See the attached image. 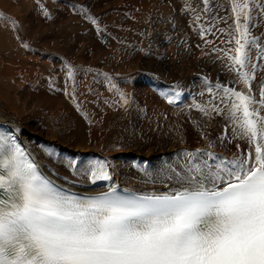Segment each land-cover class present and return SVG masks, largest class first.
I'll return each mask as SVG.
<instances>
[{"label": "bare ground", "instance_id": "obj_1", "mask_svg": "<svg viewBox=\"0 0 264 264\" xmlns=\"http://www.w3.org/2000/svg\"><path fill=\"white\" fill-rule=\"evenodd\" d=\"M139 1L141 2V4H144L142 0ZM208 1L210 2L205 3L204 0H179L177 4L180 14V21H178L180 25L178 30L179 32H181V37L179 39V35L177 36V38L174 37L173 40L178 47L181 41L185 40V34L181 29L182 25L184 24L183 12L185 11V13H187L185 16L192 17L195 16L193 15V9H197V12L204 10L202 11V16L206 19V8L209 10L211 7L212 9H214L215 7H217L218 10L220 9L215 0ZM245 1L246 0H240V6L242 7L241 9H243L244 11L246 10L244 7ZM247 1L253 4L257 2V0ZM223 2L224 0H220V3L222 5ZM251 8L252 7H250L249 9ZM165 12L167 13V10ZM263 12L264 9H262V13ZM143 13L146 14L145 12ZM144 14L142 15L144 16ZM158 17L160 18L161 16ZM135 18H138V16ZM209 19L210 23H207L205 25L207 26V28L203 30L204 33H198V36H192L189 41H186L187 39L185 40V45H189V48L191 47V50L189 49V51L187 52L193 55V57L191 58L188 56V53L186 54L192 60V62H189L187 65L182 64L178 68L175 63L177 59L180 58L179 51L175 52L177 53V55L175 56H172L171 52H167L165 56L160 57V55H157L155 53L156 51H153L152 55L148 54L146 56L145 53L147 54V51L151 52L148 47L147 50L144 51L145 53H143V62H141H145V57L150 58V61L148 62L149 64L146 65L145 71H154L168 82H171L170 80H175V78L177 77L175 76V73L179 71V78L185 89L187 90L188 87L192 85L194 90L196 91L195 99L200 100L202 102V105L206 107L207 110H209L211 115H209V117L207 118L208 122H210L209 125L217 122L225 124L227 123V117L228 121L230 122L236 118L240 119L244 132L250 131L249 133L253 135V127L256 121L255 118H252L251 120L248 118H243L245 114L243 104H245L249 99L243 98V96L238 95H236L237 97L232 96L230 98V93L220 88V85L223 83L221 81L218 82V80H215V76L217 75V73L221 74L224 81L228 80L233 85L237 86V83H239V79H243V76H239L240 78H235L232 76L235 70L241 69L239 68L240 63L237 60V57L239 56V50H241V45L238 44V40L235 35L234 20L228 18V24L230 26L227 28V26L224 25V28L221 29L219 33L217 32V35L214 34V32L216 29L221 28L220 19L214 23H212L213 16H211ZM3 21L4 20H2V22ZM219 23L220 26L218 27ZM156 24L157 26L155 27L156 30L154 29V38L156 34L157 39L155 40H159L160 37H164L165 39L166 34H162L164 28L160 29L162 20L160 21V23L157 22ZM5 26L0 28V49H2L1 45H4L7 49V47H9V44H7L8 42H10L9 40L15 39V29L13 30L10 27L9 29ZM167 26H169V23L167 24ZM191 33L193 34V32ZM143 34L145 35V33ZM207 35H209L208 38H206ZM195 38H197V40H195ZM195 43L198 46H201V51L198 50L199 47L197 48ZM218 43L219 45L224 46L221 49V52H216L217 48L215 46H217ZM222 46L219 47L221 48ZM30 53L31 52L29 51V57L26 56L27 58L25 59L24 57L15 58L6 53V57L8 58V60H0L2 62V64H0V123L10 124L13 126V128L25 142V145L29 149L32 157L40 166L41 170L49 177H51V179L57 181L62 185L87 193L107 192L119 186L123 187L124 189H133L144 193L151 191H162L175 185H201V178L203 173H209L211 176L213 175L209 167H201V165H199L196 161L193 162V160H191L192 154L190 153L191 155L188 158L186 157L184 161L185 163H190L191 161V164L194 165V169L190 168V171H185L184 169H181L179 167L181 165V163H179V166L176 167L175 170L181 171L179 173L180 175H175L174 173L172 174L169 170L170 175L169 177L164 179L162 185L147 187V185L139 183L137 181V178L144 174L141 168H144L146 164H149L154 160L155 153L151 148L152 145L148 143V145L146 144L145 137H137L136 132H134L130 126L129 117H132L134 113L138 111L137 104L131 103L129 95L126 92L122 91L119 86H115V83L117 82H115L114 84H108L106 82L107 74L102 72L103 70L99 66L100 64L105 63V60H103L104 62H102L103 57L99 58L97 56V54L99 53L98 48L92 47L91 44H86L82 52H79L78 50V55H72L71 51L66 53L69 55L68 57L62 54L61 63L55 62L56 58L54 55L51 57L48 56L45 58L46 60H44L42 59V56H36L39 53L35 54V52H32V55ZM47 54L50 55V52ZM93 57L95 58L93 59ZM234 58L235 60H233ZM153 63H156V65L153 66ZM199 63H204L203 67L208 66L210 68L212 72L211 77H208L205 73L203 74V70L201 71V69L199 70L197 68ZM55 64H60L63 69L69 68L68 77L70 83L74 82L73 84H76V89L78 85L82 89H87L88 87L92 91L91 94H93L95 97H97V93L102 95L101 98L98 95V105L95 102H91V100H89L93 97V95H90L88 93L86 95L88 102L90 101L94 104L90 103L91 105H89L88 108H85L86 110L84 109V115L78 116L73 110V107L69 106L64 98L56 94L50 95L51 93L48 92L50 91L48 90L49 88H51L50 86L49 88H41L43 86V81L38 80H42L40 78V75L42 74L43 69L53 67L55 66ZM140 65L141 63L138 66ZM153 67H155V70L153 69ZM72 69L74 71V74L71 75ZM175 70L178 71L174 72ZM90 71H92L91 74ZM95 71L101 72V75H99L98 73L94 74ZM3 78H7V80L3 81ZM91 80L93 81L92 83ZM27 82L31 85H26ZM126 82L127 81L123 79L122 83H125V85L127 86L128 84H126ZM117 84L119 85V83ZM209 84L213 85L209 86ZM241 84H244V82H240L239 85L241 86ZM31 86L35 91L31 90ZM110 86H112L116 95L115 97L107 99L106 95H108L109 93L108 90L106 91V89L110 88ZM203 86L204 93H201V91H203ZM9 88L11 91L9 90ZM71 88L74 89L73 87ZM239 89H236L235 94L240 91ZM79 90L74 92H79L78 94H80L81 91L82 93V90ZM9 91L10 93H8ZM86 91L88 92L89 90L87 89ZM71 92H73V90ZM201 95L203 96L201 97ZM72 97L73 96H71L70 98ZM75 103L79 104V102ZM219 103L223 107H220ZM182 109L183 107L173 110L176 114H180ZM177 118L181 120V117L178 116ZM236 119L234 120V122L237 123ZM262 119L264 120V107L262 111ZM165 121L166 120H164L163 115H160V112H158L153 106H151L149 107L148 116L143 120L144 124L142 129L144 132L149 133L150 138L152 135L156 136V138L159 139L158 142L161 140L160 137L164 136V134L171 137L175 136V129L167 126L168 124H166ZM162 123H164V125L166 126V133L162 131V129H160L161 127L159 128ZM221 130L223 131V125H221ZM228 132L229 135L234 133L231 132L230 126ZM197 133L201 134L200 131H197ZM171 140V142L174 143V139L171 138ZM254 146H258L257 142H254ZM132 156H134L137 160L134 165L131 162L133 166L123 161L125 158L129 159V157ZM255 157L259 158L257 154H255ZM80 159L82 160L83 165H79V168H73L74 164L78 163ZM90 167H92V169L94 168V171L90 172ZM179 176L185 177V184L183 182V179V183L178 181V179H181V177Z\"/></svg>", "mask_w": 264, "mask_h": 264}, {"label": "rangeland", "instance_id": "obj_2", "mask_svg": "<svg viewBox=\"0 0 264 264\" xmlns=\"http://www.w3.org/2000/svg\"><path fill=\"white\" fill-rule=\"evenodd\" d=\"M142 1L144 2V4H141L139 0H0V20H1L0 28L6 25L5 26L6 28L10 27L13 30L15 29L14 30L15 39L9 40L10 42L7 43L9 44V47H7L6 49L4 45H1L2 49H0V56H1L0 60L2 61L8 60V58L6 57V53H8V55L13 56L15 58L24 57L25 59L29 57L28 52L30 51L31 55L32 52H35V54L39 53L36 56L38 55L42 56V59L44 60H46L45 59L46 57L48 56L51 57L54 55L56 58L55 62L61 63L62 54L68 57L69 55L66 53L71 51L72 55L74 54L78 55L77 54L78 50L79 52H82L86 44H91L92 47H97L99 51L97 56L99 58L103 57L102 62H104L103 60H105V63H102L99 66L102 68L103 70L102 72L107 74L106 82L108 84H114L115 82L119 83V85L115 83V86L116 87L119 86L120 89H122V91L126 92L129 95L131 103L137 104L138 111L134 113V115L132 116L133 118L129 117L130 126L133 129V131L136 132L137 137H143V138L145 137L146 144L148 143L152 145L151 148L154 150L155 153V158L152 161L153 163L151 162L149 164H146L145 165L146 168L145 166L144 168H141L144 174L138 177L137 181L139 183H146L147 187H150V185L148 186V184L160 181L163 179V177L164 179L169 177L170 171L172 174L174 173L175 175L176 174L180 175L179 173L181 171L175 170L176 167L179 166V161H177L178 160L177 157L178 158L182 157V155L186 153V147H192L193 149L196 150L197 147H206V148L209 147V148L221 149L222 151L231 150L235 152L237 150V145L235 142L228 143L222 141L221 133H223V131L221 130V125H222L221 122H217L214 124L212 123L209 125L210 122H208L207 120V118L210 115L209 110L208 112L205 113L201 108H197L195 101H191L188 104L185 103L183 104V106L177 105L176 100H178L180 96L181 89L179 91L174 90L170 85L174 87V84L178 83L180 84L179 88L180 87L185 88L182 85V82L180 81L179 71L178 70L174 71V72L178 71L177 72L178 74L175 73V76L177 77L175 78V80H170L171 82L166 81L154 71L153 72L145 71L146 65L149 64L148 62L150 61V58L145 57V62L142 63L143 62L142 56L143 53H145L144 51L147 50L148 47V49H150L151 52L147 51V54L145 53L146 56L148 54L152 55L153 51L154 52L156 51L155 53L157 55H160V57L165 56L167 52L168 53L171 52V55L175 56L177 55V53L175 52L179 51L180 58L177 59L175 63L179 68L180 65L182 64L187 65L189 62H192V60L189 57L192 58L193 55L187 52L189 51V49L191 50V47L189 48V45L188 46L185 45L186 41H189L192 36H198L200 33H204L203 30L207 28V26L205 25L207 23H210L209 18L211 16H213L212 23L216 22L219 19L221 22V28L216 29L214 34H217V32L219 33L221 29L224 28V25L227 26L228 28L230 26L228 24V18L233 19L235 24L234 25L235 35L238 40V44H240L241 46L242 44L240 43L241 41L240 36L241 38L244 37V39H247L249 37L248 33H251L250 25L251 22L254 21V17H252V14H249L245 17L246 10L244 11L243 9H241L242 8L241 6L240 9H238L237 2H240V0H224L223 5L220 3V0H215L220 9L218 10L217 7L212 9L211 7L209 10L205 7L206 8L205 12L207 13L206 19L202 16V11L204 10L197 12L198 11L197 9H193L194 11L195 10L196 11L195 12L193 11L194 13L193 15L195 16L191 15L192 17L185 16L187 13H185L184 11L183 12L184 24L182 25L183 28L181 27V29L183 30L182 32L185 34V40L186 39L187 40L181 41L178 47L175 41L173 40L174 37L177 38V36L179 35H180L179 39L181 37L180 34L181 32H179L178 30L180 25V23H178V21H180L179 20L180 14L178 11L177 4L179 0H142ZM232 1L233 4L231 5ZM204 2L208 3L210 1L204 0ZM263 4H264V0L261 1V5ZM238 5H240V3H238ZM252 5L253 3L248 4V7L250 8ZM166 10L167 13L165 12ZM249 10L251 11V9ZM142 11L145 12L147 15L144 14ZM142 14H144V16ZM145 15H146V19H145ZM262 15H264V12L262 13ZM137 16L138 18H135ZM158 16L161 17L159 18ZM2 20H4L3 21L4 23L2 22ZM161 20L163 26L161 25L160 29L164 28L163 29L164 31L162 30L160 31L163 32L162 33L163 35L166 34V38L164 39V37L163 38L160 37L159 40H155L157 39L156 34L154 38V32L156 30L155 27L157 26L156 23L157 22L160 23ZM260 22H261L260 25H258V27L256 28L261 31L264 30L263 16ZM168 23L169 26H167ZM219 26L220 23L218 27ZM191 32H193V34ZM257 32L258 30H256V33ZM70 33L72 34V36ZM143 33H145V35ZM189 34L192 35L190 36ZM208 37L209 35L206 36V38ZM195 40H197V38H195ZM249 40L250 37L248 41ZM70 42L71 44L72 43L73 44L71 45ZM80 46L82 47V50ZM219 46L222 45H219L218 43L217 46H215L217 48L216 52L217 51L221 52L222 51L221 49L224 47L222 46L220 48ZM196 47L197 48L199 47L198 50L201 51L202 49L201 46H198L196 44ZM247 51L248 50H246V52ZM49 52L50 55L47 54ZM186 53H188L189 57L187 56ZM94 58L95 57H93V59ZM140 63L141 65L138 66ZM156 63H153L154 65L153 64L152 65L155 66ZM0 64H2L1 61ZM203 64L204 63H199L197 68L199 70L201 69V71L203 70L202 72L204 74L205 73L204 69L206 68L207 70H210V68L208 66L203 67ZM239 68L241 69L235 70L234 72L236 73L239 70H243L241 64ZM68 69L69 68L63 69V67L60 64L59 65L55 64V66L53 67L44 68L42 74L40 75V78L42 80L39 79L38 81H43V86L41 88L43 87L49 88L50 86L51 88L48 89L50 90L48 91L49 93H51L50 95L56 94L64 98V100L69 104V106L73 107V110L78 116H83L85 112L84 109L88 108L89 105L94 104L91 102H95L98 105L99 96L101 98L102 95L97 93L99 96L96 95L97 97H95L93 94H91L92 91L88 87H87V89L89 90L88 92L86 91L87 89L83 88L86 91V93L82 88H80L79 85L77 86L76 89V84H73L74 82L70 83L68 77L69 76ZM153 69L155 70V67H153ZM91 72L92 71H90V74ZM234 72H233L234 75L232 74V76L238 78L237 76H235ZM96 73L101 75V72L99 71L94 72V74ZM72 74H74L73 69L71 70V75ZM205 74L208 76L207 73ZM217 75L221 76L220 73H217ZM216 76H215V80L217 81ZM3 79H4L3 81L7 80V78H3ZM123 79L127 81L126 82V84H128L127 86L125 85V83H122ZM92 82L93 81L91 80V83ZM240 82H242V80L239 79V83H237L238 86H240L239 85ZM26 85L30 86L31 84L27 82ZM71 87H73L74 89H72ZM239 88L242 90V87H238V89ZM79 89L82 90V93ZM31 90L32 91L34 90L32 86H31ZM72 90L73 92H71ZM78 90L80 91V94H78L79 92L78 93L74 92ZM107 90L109 93L108 95H106L107 99H110L111 97H115L116 93L113 90L112 86L106 89V91ZM10 91L8 93H10ZM88 93L90 95H93V97L89 99L91 100V102L90 101L88 102L87 100L86 95ZM71 96L73 97L70 98ZM202 96L203 95H201V97ZM75 102H79V104ZM151 106H153L158 112H160V115L161 114L163 115L164 120H166L165 123L168 124L167 126H170L173 129H175V136L171 137L169 135L164 134V136H161L162 138L160 137L161 140L159 142L161 143H159L158 142L159 139L156 138V136L152 135L150 138L149 133L143 131L142 129L144 124L143 120L145 119V117L148 116L149 107ZM219 106L223 107L222 105H220V103ZM182 107L183 109L181 110L180 114L178 113L176 114L174 112L175 109ZM177 115L181 117L182 121L179 120V118H177L178 117ZM235 119L233 120L231 119L232 121L230 122L228 121V117L226 118L227 123H229L231 132L239 130L242 137L245 138L244 141H247V136H250L249 132H244L241 126L240 119H236L237 123L234 122ZM159 128L166 133V129H165L166 126L164 125V123H162L161 126H159ZM197 131H200L201 134H198ZM171 138L174 139V143L171 142L172 141ZM190 153L187 156H185L184 159H186V157L188 158L191 155ZM133 157L134 156L129 157V159L125 158L123 161L133 166L137 161L136 158ZM170 160L173 163H171L170 166L166 165L167 167L166 166L164 167V164H166ZM210 160L212 159L209 158L208 162H210ZM131 162L133 163V165ZM154 163L155 166L153 165ZM191 163L192 162L190 161V163H187L186 167H183L182 164L179 167L181 169H184L185 171H190V168L194 169V165ZM79 165H83L81 159L79 160L78 163L74 164L73 168H77V167L79 168ZM149 168H151L150 174H148L147 172ZM92 171H94V168L92 169V167H90V172ZM179 177H181V179L180 180L178 179V181H180L181 183L184 182L185 184L186 181L185 177L183 176H179ZM164 179L162 181V184L164 182ZM162 184H159V186Z\"/></svg>", "mask_w": 264, "mask_h": 264}]
</instances>
